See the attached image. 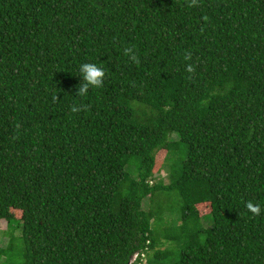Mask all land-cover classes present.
<instances>
[{
    "label": "trees",
    "instance_id": "16d2710c",
    "mask_svg": "<svg viewBox=\"0 0 264 264\" xmlns=\"http://www.w3.org/2000/svg\"><path fill=\"white\" fill-rule=\"evenodd\" d=\"M2 221L0 264H264V0H0Z\"/></svg>",
    "mask_w": 264,
    "mask_h": 264
},
{
    "label": "clouds",
    "instance_id": "9594fccd",
    "mask_svg": "<svg viewBox=\"0 0 264 264\" xmlns=\"http://www.w3.org/2000/svg\"><path fill=\"white\" fill-rule=\"evenodd\" d=\"M191 67L188 68V71H191ZM79 77L82 82H80L77 90L75 91L78 97H86L89 93V89H99L104 84L105 70L102 65H99L94 62H84L78 66ZM80 109L78 107H73V112H78ZM247 207L251 212L259 214V206H253L252 203H249Z\"/></svg>",
    "mask_w": 264,
    "mask_h": 264
},
{
    "label": "rangeland",
    "instance_id": "374dc122",
    "mask_svg": "<svg viewBox=\"0 0 264 264\" xmlns=\"http://www.w3.org/2000/svg\"><path fill=\"white\" fill-rule=\"evenodd\" d=\"M167 154V152H166V150H161V151H159L158 153H157V159L160 161V163H161V165H162V171L160 172V173H156V176H157V178H156V180H160L161 179V177H163V179H164V182L166 183V184H168L169 183V181H170V178H169V175H170V172H171V168H170V166H169V164H170V161H169V159H168V155H166ZM182 156H181V154L180 153H177V156H174V159H176V161H179L180 160V158H181ZM161 175V177H159ZM152 182V181H151ZM174 196H176V195H174ZM166 199V198H165ZM167 201H169L168 202V207H171V208H174L175 209V207L177 206V202H178V198L177 197H175V198H173V199H171V200H169V199H166ZM145 207L147 208L148 207V204L146 203L145 204ZM202 211L204 212V213H206V212H208V210L207 209H202ZM177 213H179V212H177ZM169 217H172V213H170L169 214V216L168 217H166V218H169ZM1 223V236H2V245L3 246H6L7 244H8V241H9V236H7L6 234H4L3 232L6 230L7 231V229H8V224H7V222L6 221H2V222H0ZM19 233V232H18ZM169 246L170 247H172L173 246V244L171 243V244H169V245H167V244H164V245H162V246H160V248L162 249V250H165V249H167V248H169ZM176 249V248H175ZM143 259L138 263V264H148V260H147V255L145 254V255H143V257H142ZM137 262V261H136Z\"/></svg>",
    "mask_w": 264,
    "mask_h": 264
},
{
    "label": "water",
    "instance_id": "95a60500",
    "mask_svg": "<svg viewBox=\"0 0 264 264\" xmlns=\"http://www.w3.org/2000/svg\"><path fill=\"white\" fill-rule=\"evenodd\" d=\"M137 258H138V253H136L131 257L129 264H134Z\"/></svg>",
    "mask_w": 264,
    "mask_h": 264
}]
</instances>
